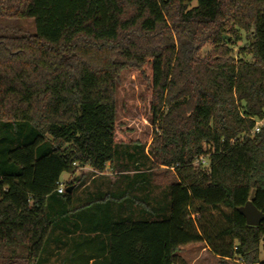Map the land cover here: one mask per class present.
Listing matches in <instances>:
<instances>
[{
	"label": "trees",
	"instance_id": "16d2710c",
	"mask_svg": "<svg viewBox=\"0 0 264 264\" xmlns=\"http://www.w3.org/2000/svg\"><path fill=\"white\" fill-rule=\"evenodd\" d=\"M0 18L35 26L0 32V264H176L197 242L264 264V220L237 211L253 191L264 214V0H0ZM126 69L148 83L151 159L116 118ZM154 162L174 175L159 197Z\"/></svg>",
	"mask_w": 264,
	"mask_h": 264
},
{
	"label": "rangeland",
	"instance_id": "374dc122",
	"mask_svg": "<svg viewBox=\"0 0 264 264\" xmlns=\"http://www.w3.org/2000/svg\"><path fill=\"white\" fill-rule=\"evenodd\" d=\"M0 32L30 35L35 33V26L33 19L5 20L0 18ZM147 88L148 83L144 77L139 76L133 69L124 70L116 92V118L122 123L128 138L135 143L143 145L144 153L151 159L149 149L156 126L151 122V113L146 102V97H148ZM154 163L155 166L152 168V183L142 193L148 194L150 197H159L162 188L174 178V175L171 168L162 166L158 162ZM143 166L146 169L148 164L146 163ZM87 171L91 172V170ZM106 173H109V171ZM77 174L75 173L74 175ZM71 177V173L64 172L60 176L59 182L64 185ZM101 177L106 179L105 177L108 176H100L97 181L101 180ZM86 187V189H91L93 187L92 182ZM83 191L85 190L80 187L76 190L75 194L81 195ZM191 218L194 220L192 223L193 228L198 231H200L201 226L211 229V227H219L221 225L219 216L213 212L211 214H195ZM261 258L264 259V251L261 253ZM182 262L184 264H221L220 259L206 247L204 242L182 246L178 252L176 264H181ZM225 264L242 263L226 261Z\"/></svg>",
	"mask_w": 264,
	"mask_h": 264
},
{
	"label": "crops",
	"instance_id": "0c3cea01",
	"mask_svg": "<svg viewBox=\"0 0 264 264\" xmlns=\"http://www.w3.org/2000/svg\"><path fill=\"white\" fill-rule=\"evenodd\" d=\"M81 170H89V168L84 167ZM76 173H78L77 175H79V171L76 172ZM77 175H72V177L68 181L72 180L73 177H75ZM100 176H102V174L94 173L90 177H88V179L85 181V183L81 186V188H83L85 190V191H83V193L81 195L87 194V192L94 190V185L93 184L95 183V181H97L100 178ZM91 182H92L93 187L91 189H86L87 188L86 186L90 185ZM71 247H72V245L64 246V248L66 250H68V252H72V250H69ZM85 250H86V245H82V247H80V251L81 252H83V251L85 252ZM56 253H58V251L57 250H53V254L50 255V258L49 257L46 258L47 261L46 262L43 261V264H49L48 262L55 263V262H61V261H63L64 264H75V260H73V258L70 255L71 253L68 254L67 256H59V257H58V255ZM91 263H92V261L89 262V264H91Z\"/></svg>",
	"mask_w": 264,
	"mask_h": 264
},
{
	"label": "water",
	"instance_id": "95a60500",
	"mask_svg": "<svg viewBox=\"0 0 264 264\" xmlns=\"http://www.w3.org/2000/svg\"><path fill=\"white\" fill-rule=\"evenodd\" d=\"M65 191L70 192L71 187H67ZM252 200L253 191L251 192L247 202L243 206L238 207L237 211L244 217L247 225L256 226L264 220V214L253 205Z\"/></svg>",
	"mask_w": 264,
	"mask_h": 264
},
{
	"label": "built area",
	"instance_id": "2783aa9c",
	"mask_svg": "<svg viewBox=\"0 0 264 264\" xmlns=\"http://www.w3.org/2000/svg\"><path fill=\"white\" fill-rule=\"evenodd\" d=\"M262 124H263V121H258V122H256L255 127H254V129H253V131H252L251 133L253 134V133H255V132H258V131H259V128H260V126H261ZM232 141H234V139H232ZM196 163H200V164H202V165H207V163H208V158H207V157H200L199 159L196 160ZM63 189H64V187H63V185L60 183V184H59V187H58V189H57V192H58V193H62V192H63ZM238 261H240V260H238Z\"/></svg>",
	"mask_w": 264,
	"mask_h": 264
}]
</instances>
